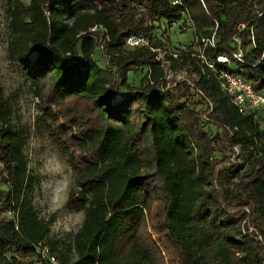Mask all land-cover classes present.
Returning <instances> with one entry per match:
<instances>
[{"label": "trees", "instance_id": "trees-1", "mask_svg": "<svg viewBox=\"0 0 264 264\" xmlns=\"http://www.w3.org/2000/svg\"><path fill=\"white\" fill-rule=\"evenodd\" d=\"M29 1L13 0L10 56L39 99L37 130L72 167L67 207L85 212L67 253L59 257V243L50 241L60 264H264L259 112L239 111L194 45L167 57L173 69L180 62L197 73L205 96L187 83L164 91L157 52L125 45L139 34L169 50L163 22L193 26L198 43L218 21L220 44L235 48L240 39L250 62L238 72L264 92V60L253 65L264 53V0ZM145 67L141 86L132 85L129 72ZM123 88L129 92L121 96ZM207 99L214 110L206 119ZM0 123V264L33 256L47 264L37 247L50 224L32 204L26 140L2 89ZM235 146L252 154L246 168L227 161L220 168L216 155Z\"/></svg>", "mask_w": 264, "mask_h": 264}, {"label": "rangeland", "instance_id": "rangeland-1", "mask_svg": "<svg viewBox=\"0 0 264 264\" xmlns=\"http://www.w3.org/2000/svg\"><path fill=\"white\" fill-rule=\"evenodd\" d=\"M25 2L29 4L30 1L25 0ZM12 6L13 0H0V89L11 98L14 127L23 134L26 140L23 151L28 165V178L32 183L30 195L32 204L39 216L50 224L51 232L48 238L43 241V245L51 248L50 241L58 242L60 246L56 253L61 257L62 254L67 253V245L72 243L75 234L81 228L85 212L83 210L71 211L67 207L68 194L75 182L72 167L66 156L53 143L51 137L43 136L37 130L36 120L40 114L39 99L35 95L32 83L10 56L9 46L12 40L10 10ZM160 35L169 44V50L173 53L190 52L191 45L196 48L198 46L197 42L194 41L193 29L184 31L182 22L173 25L161 23ZM96 58L102 65L106 64L100 50L96 53ZM175 66L176 72H181L185 68L181 66L180 62H175ZM231 68L233 70L242 69L236 63L231 64ZM147 72V67L138 71L131 70L128 74L129 82L140 87ZM187 76L189 79L195 80L191 73ZM128 92L129 89L123 88L120 94L123 96ZM206 109L207 106L203 105L202 110ZM258 112L260 125L264 129V107ZM219 131L223 132V129L214 126L213 132ZM216 156L218 160L224 159L220 168L228 162V164L237 165L239 169L243 170L252 154L234 148L233 151H228L224 156L221 154ZM13 214L14 212L9 213L10 217H13ZM24 264H39V262L33 256L25 258Z\"/></svg>", "mask_w": 264, "mask_h": 264}, {"label": "built area", "instance_id": "built-area-1", "mask_svg": "<svg viewBox=\"0 0 264 264\" xmlns=\"http://www.w3.org/2000/svg\"><path fill=\"white\" fill-rule=\"evenodd\" d=\"M179 0H175L178 3ZM191 25V24H190ZM219 27L218 21L213 29L211 35L202 36L198 40L197 48L194 46V51L198 56L202 58L203 63L208 66L217 75L219 86L232 100L235 106L243 114H250L259 111L264 107V92L258 91L253 82L242 75L238 70H233L231 64L242 63L250 64L246 59V53L241 47L240 39H237V46L235 48L222 46L217 34ZM246 28V24L241 23L240 30ZM189 29H193V26H189ZM125 45L129 49L148 48L153 52H157V58L161 60L162 65L165 67V79L167 86L164 91L172 89L178 84L187 83L193 87L200 95L205 96L202 89L197 86L199 79L197 73L193 72L191 67H185L181 72H176L170 64V60L167 57L169 52L174 57L178 56V53H173L170 50L154 47L149 37L139 34H130L125 39ZM208 49L219 50L215 56H208L206 54ZM264 60V53L259 62L253 65H257ZM192 74L195 80L189 79L188 74ZM214 110V102L211 99H207V109L204 113V117L207 119L209 114ZM1 128V123H0ZM235 150H241L240 147L235 146ZM38 252L47 264H60L57 255L49 249L48 246L40 244L37 247Z\"/></svg>", "mask_w": 264, "mask_h": 264}]
</instances>
